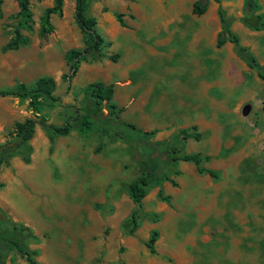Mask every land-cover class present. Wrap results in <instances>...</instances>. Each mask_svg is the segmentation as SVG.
Segmentation results:
<instances>
[{
    "label": "rangeland",
    "instance_id": "1",
    "mask_svg": "<svg viewBox=\"0 0 264 264\" xmlns=\"http://www.w3.org/2000/svg\"><path fill=\"white\" fill-rule=\"evenodd\" d=\"M127 1L139 11L152 10L157 14L156 20L164 18L160 11H174L183 21L180 24H186L189 29L196 24L191 20L193 16L189 15L193 2L201 1L205 10L208 8L214 16L220 8L240 44L253 49L251 54L257 63L264 59V0H252L257 9L246 5L245 0H218V3L214 0ZM73 2L62 0L61 17L51 15L49 19L53 31L38 37L39 19L53 0H29V27L21 25L18 29L26 44L15 51L2 52L1 48L10 40L19 22L16 3L13 0L2 1L0 90L14 89L15 82L24 83L29 89L33 79L44 73L56 75V70L63 65L59 50L83 49L82 34L73 18ZM129 2L89 1L85 12L95 18L98 23L95 32L100 37L104 39V34L110 30L107 14L109 18H113L115 13L121 15L117 13L130 9ZM100 11L107 13L105 17L95 15ZM256 15L261 16L258 22L254 18ZM249 23H262V27L256 31L247 25ZM244 32H252V36ZM229 46L227 50L226 46L221 50H211L209 71L212 88L208 99L195 96L194 107H189L192 99L184 95L183 88L187 82L181 75L183 72L167 64L165 59H157L156 63L150 61L130 77L135 82L145 83V74L156 69L160 79L152 91L154 96L150 97L153 104L147 105V111L140 115L130 111L128 106H122L118 117L142 131H154L152 142H166L179 130L195 134L197 140L188 138L179 143L176 141L173 146L185 153L198 154L202 158L199 167L204 171L210 170L211 166L218 168L219 156L226 154L257 156L252 167L246 164L247 161L239 160V169L244 170L237 176V187L236 182L232 184L228 180L232 188L235 187L229 189L233 194L230 200L236 198L238 201L242 196L246 202L252 199L248 210L243 209L246 202L237 204L243 207L235 209L240 214L247 212L246 219L235 220L232 216L234 208H224L220 214L218 210L209 211L206 206L211 191L216 193V203L219 204V174L216 178L208 177L205 172L198 174L192 163L178 161L166 179L160 175L147 187L132 233L129 232L130 226L121 227V212L112 218L116 209L129 216L135 208L128 197L124 198V187L150 167L143 166L136 154L130 155L126 143L112 140L107 135L100 136L97 123H93L84 135L77 131L78 121L73 118L82 115L80 109L85 107L82 94L85 86L89 81H104L113 67L123 63L119 62L118 53L104 46L99 52L88 53L80 61L85 63L81 64L76 75L68 68L72 65L77 70L75 60L68 63L64 73L68 79L58 78L52 92L53 97H58V104L52 105L44 97L38 101V117L56 126L68 121L71 125L69 133L54 136L48 141L45 131L37 125V137L32 145L29 143L32 150L29 164L25 165L14 157L6 166L0 167V183L3 185L0 209L10 221L26 227L36 237L27 240L26 246L35 253L34 259L38 263L126 264L125 254L130 250L136 252L131 259L136 258L140 264H264V118L256 110L264 81H259L256 86L254 70L249 75L240 73L239 62L242 60L234 47ZM178 52L182 54L185 51L179 49ZM28 53L40 57L43 53L51 57L47 64L35 68L29 63ZM110 56L115 57L114 62ZM223 57H227L226 71L218 61ZM31 69L35 71L30 76L26 73ZM185 69L187 71V66ZM240 75L244 77L243 81ZM176 76L181 77L178 83L174 82ZM115 79L110 81L111 85ZM240 99L242 105L233 110L235 101ZM112 101L119 104L116 96ZM28 117H32V112L26 99L0 97V143L7 139L13 122ZM250 136L254 139L246 146L244 141ZM160 162L158 158L156 163L162 166ZM157 164L151 166L153 171ZM161 168L163 173L167 172L163 166ZM147 215L150 218H146ZM152 231L157 233L152 244L156 256L150 255L144 245ZM4 264L27 263L12 251Z\"/></svg>",
    "mask_w": 264,
    "mask_h": 264
},
{
    "label": "trees",
    "instance_id": "2",
    "mask_svg": "<svg viewBox=\"0 0 264 264\" xmlns=\"http://www.w3.org/2000/svg\"><path fill=\"white\" fill-rule=\"evenodd\" d=\"M3 0H0V4ZM17 6L16 17L19 18L17 27L13 30V35L10 40L1 48L2 52L15 51L19 46L25 45L26 40L19 33L21 25H26L31 20V12L29 10V0H13ZM90 0H74L73 2V18L77 28L82 34L83 49H69L67 50L63 58L66 64L70 61H74L77 64L84 59V57L90 52H99L104 46H109V43H104L101 38L95 32V19L86 14L85 10L88 7ZM218 3V0H214ZM245 4L252 6L253 9H257V5L252 0H245ZM205 7L201 1L193 2L191 5V14L200 16L204 13ZM217 16L220 23V31L218 32L215 40L217 48L222 46L225 42H228L234 46L235 52L238 57L246 64V66L254 70L256 76L264 81V65L260 66L255 61V58L250 52L239 45L238 38L233 34L227 21L223 17L220 8H217ZM55 15L61 17L62 15V0H53L50 7H46L39 19L37 35L38 37H44L53 31V27L49 22L50 16ZM121 15H115V18L120 26L123 23L120 20ZM256 22L261 18L260 15H256ZM253 30H259L262 27V23L247 24ZM112 62L115 61L114 56H110ZM72 74L75 73L76 68L72 65H68ZM61 80H67L68 76L62 74ZM54 90V80L48 76H42L33 81V85L27 89L24 83H18L14 86V89L0 90V97H15L21 100L26 99L28 106L32 112V117L24 118L21 121L13 122L11 131L7 134V139L0 143V167L6 166L14 157H18L20 161L27 165L30 162L31 146L29 144L33 137L35 126L38 125L45 131L46 138L51 141L54 136H66L71 125L68 121L60 126L47 124L45 119L38 117V101L40 97H44L50 101V103L58 104V97H53L52 92ZM112 85H104L101 82H90L83 89V103L84 108L80 109L81 116H75L74 121H78L77 131L79 134H86L90 130L93 123L99 125V135H107L110 139L120 140L127 144V151L130 155L136 154L139 156L140 163L143 166H148L150 169L143 171L134 180L127 183L124 187L125 193L128 199L134 205V209L130 212L128 218L124 219L121 223L122 228L130 226L129 232L132 233L136 227V221L138 219L137 212L140 208L142 199L146 195V189L149 184L159 178L160 175L166 179L167 174L170 172L171 167L175 162H189L192 163L198 174L205 172L212 178L217 177V173L212 170H202L199 164L202 158L198 154L185 153L180 149L173 146L174 143L185 141L190 138L197 140L195 134H190L187 130H179L174 136L173 140L170 139L166 142H152L151 136L154 131H142L135 127L133 124L123 122L119 119L118 115L122 112V108L117 107L112 101ZM260 111L264 115V96L261 99ZM162 155V156H161ZM169 157H168V156ZM168 157V158H167ZM158 158L161 159L162 166L167 171L163 173L162 166L156 163ZM157 164L154 171L151 169L153 164ZM0 183V189L2 188ZM150 218V216H146ZM157 233L152 231L147 242L144 243L145 247L150 253H154L152 244L155 240ZM36 239V237L24 226L18 225L8 219L4 212L0 209V264H4V261L8 254L12 251L16 252L20 257L24 259L27 264H40L35 259V253L29 250L26 246L27 240Z\"/></svg>",
    "mask_w": 264,
    "mask_h": 264
},
{
    "label": "crops",
    "instance_id": "3",
    "mask_svg": "<svg viewBox=\"0 0 264 264\" xmlns=\"http://www.w3.org/2000/svg\"><path fill=\"white\" fill-rule=\"evenodd\" d=\"M126 2H129L127 0H124ZM130 3V9H124L122 10L123 13H117L121 14L120 20L123 23V26H120L115 18V14H113V18H109L108 14L106 12L100 11L99 13L94 14L96 16H102L105 17V14H107V20L110 23V30L104 34V43H109V50L112 52H116L120 55L119 62L122 61L123 63L119 64L116 67H113V70L111 71L110 75L104 77L103 83L104 85H111L110 81L115 79L116 81L112 84V100L113 97L116 96V98L119 101V104L116 105L117 107H129V110L133 113H138L139 115L142 112L147 111V105H152L153 101L150 98L151 96H154L152 94V91H154L157 88V82L160 79V76L157 74L156 69L152 70L150 74H145L144 81L145 83L141 82H135L130 79L131 74L137 72L140 70V68L147 65L150 61H155L157 59H165L167 61V64L172 65L176 70H180L183 73L181 74L182 77H185L187 85L184 86L183 92L184 95L188 98H191L189 107H194V100L193 98L195 96L197 97H203V98H209V94L212 88V85L210 84V71H209V65L211 63V50L213 49L216 51V49L221 50L227 47H234L232 44L225 42L222 46L219 48L215 45V40L218 32L220 31V23L217 15H213L212 13L208 12V8L204 11V13L200 16H196L191 14L190 9V16L193 18L191 20H195L196 24L192 26L190 29L187 28L186 24L182 26L181 19L179 18L178 14L174 11L170 10H164L160 11L161 15L164 16L161 20H156L157 14L154 13L150 9H146L143 11H139V9ZM216 3V2H215ZM92 11V10H90ZM216 14V11H215ZM92 17V16H90ZM162 17V16H161ZM94 18V17H93ZM95 19V18H94ZM114 19V21H113ZM96 22V20H95ZM183 22V21H182ZM96 24H98L96 22ZM95 24V28L96 25ZM190 27V26H189ZM94 28V29H95ZM248 36H252V32H244ZM102 38V37H101ZM181 43V44H179ZM238 43L242 47L248 48L249 45H241L238 39ZM179 49H184L185 52L182 54H179ZM217 50V51H218ZM51 51V50H50ZM58 53L63 60V65L60 69L56 70V75H51L52 73L46 72L42 76H48L51 77L54 80V86L56 87V84H58L57 79L60 78L62 74L65 73V69L67 67L66 61L63 58L64 53L67 51L59 50ZM248 51L251 52L253 49H249ZM52 54V53H51ZM55 54V52H54ZM189 54V55H188ZM252 55V54H251ZM29 63L33 64L35 68L42 67V65L47 64V61L50 59L46 54L42 53V56H38L36 54H29ZM253 56V55H252ZM175 63L172 64V60ZM218 61L222 62V70L226 71V64H227V57H223L222 60L218 59ZM241 61V60H240ZM85 62H80L77 66V70L75 71V75L78 71V68ZM96 62H93L95 64ZM239 69L240 73L244 72L245 74L250 73L252 71L249 69L244 62H239ZM98 65H100L97 62ZM221 64V63H220ZM258 65L264 64V59L261 62L257 63ZM84 65V64H83ZM187 66V71H185V67ZM157 66V64H156ZM196 66H200L199 69H196ZM106 68H108V65H105ZM184 67V68H181ZM35 69H31L29 71L28 75L31 76L32 72H34ZM185 71V72H184ZM74 75V76H75ZM39 76V77H42ZM242 81L243 78L242 75H240ZM37 77V78H39ZM37 78L33 79L36 80ZM74 78V77H73ZM72 78V79H73ZM181 77L176 76L174 78V82L178 83ZM121 79V80H120ZM158 80V81H157ZM259 81H261L255 73L254 83L256 86L259 85ZM93 82V81H89ZM135 82V83H134ZM194 82H197L196 84ZM263 82V81H262ZM18 82H15L13 86H15ZM264 87V86H263ZM156 96V92L154 93ZM264 96V88L262 89V93L260 95V98L258 100V104L256 106V110L261 113L260 106H261V99ZM150 98V99H149ZM207 98V99H208ZM241 100V99H240ZM237 100L234 103V109L237 110V107L239 108L243 101ZM261 117L264 118V115L261 113ZM37 126V125H36ZM36 126L34 129L33 137L30 140L33 142L35 139V136L37 137V131ZM249 126H245L244 128H248ZM264 129V127L262 128ZM252 133V131H251ZM253 134V133H252ZM38 139H40L38 137ZM251 139H254L253 137H248L245 139L244 143L246 146H249L252 142ZM35 141V140H34ZM43 144L46 143V140L43 139ZM32 145V144H31ZM257 156H247L246 154H241L240 156H228L227 154L225 156H219L218 168H215L214 166H211L210 170L217 171L216 173L219 174V177L221 179L220 181V187H219V204L216 203V193L210 192L208 195V205L206 208L209 211L212 210H218L217 213L220 214L222 209L226 208H234L232 216L234 219L238 221H241L243 219H246L247 212H243V214H240L239 211H235L237 208H242L248 210L251 208L250 204H252V199L249 198V201L246 202L245 197L242 196L241 200L234 198V200H230V196H232V191L229 189H234L232 186L228 183V180L230 183H235L237 187V176L239 172L244 169H239L240 161H247L244 162L247 165H250V167L253 166L252 163H254V159H256ZM179 163H189V162H181ZM208 177H210L208 175ZM229 178V179H228ZM223 180V181H222ZM234 184V186H235ZM236 191V190H235ZM127 195H124V198H126ZM243 199V200H242ZM143 200V199H142ZM131 202V201H130ZM129 202V203H130ZM242 202L244 203L243 206H238L237 204H240ZM142 203V201H141ZM117 204V203H114ZM237 205V206H236ZM134 206V205H133ZM121 212V218L119 220L123 221L128 216L125 214L123 210L117 209L114 211L112 218L117 214ZM216 212V211H215ZM130 214V213H129ZM122 223V222H121ZM147 249V248H146ZM148 251V249H147ZM134 252H126L125 254V261L126 264H140L139 261L135 259H131V257L134 256ZM152 256H156V253H150ZM162 264V263H159Z\"/></svg>",
    "mask_w": 264,
    "mask_h": 264
}]
</instances>
